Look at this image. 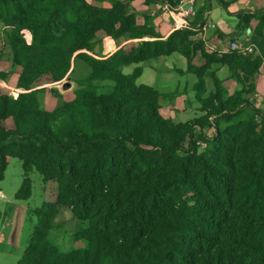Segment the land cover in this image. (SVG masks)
Returning <instances> with one entry per match:
<instances>
[{"label":"trees","instance_id":"trees-1","mask_svg":"<svg viewBox=\"0 0 264 264\" xmlns=\"http://www.w3.org/2000/svg\"><path fill=\"white\" fill-rule=\"evenodd\" d=\"M129 2L0 0V22L10 30L8 46L21 68L16 87L23 90L16 98L0 91V182L9 158H17L23 180L16 200L31 198L34 170L55 186L54 199L32 212L36 223L19 264H264V110L246 98L264 64V3L255 13L237 14L238 30L257 21L249 37L254 52L243 56L207 52L192 30L164 39L151 17L140 24L127 12ZM97 33L138 42L95 58L87 52ZM174 53L197 77L203 112L179 124L160 114L156 86L136 83L141 67L123 73ZM74 56L89 76L72 100L55 93L54 109L44 110L45 88L35 85L45 77L62 81ZM213 65L227 67L243 88L227 96ZM206 76L215 88L203 97ZM97 82L110 89L99 92ZM244 108L252 110L250 118L219 128L217 121L231 123ZM62 209L86 222L79 234L85 248L63 253L50 240Z\"/></svg>","mask_w":264,"mask_h":264},{"label":"rangeland","instance_id":"rangeland-1","mask_svg":"<svg viewBox=\"0 0 264 264\" xmlns=\"http://www.w3.org/2000/svg\"><path fill=\"white\" fill-rule=\"evenodd\" d=\"M88 1L98 7H108L113 2V0ZM143 2L142 0H130L127 11L128 13H133V15L136 16L137 22L140 24L144 22V17L147 16L148 18L147 10L144 7V5H146L145 0H143ZM132 3H134V7L133 5H131ZM254 3V6L259 7L261 5L260 0H256ZM211 6L212 7L209 17L213 22L225 21L230 25L234 23V21L232 20L235 19L229 20V16L226 10L222 8L217 0H211ZM242 10H238V14H240V16L245 15L243 14V12L245 11ZM246 10L247 12L250 11L249 9ZM202 21L203 20H201L197 16L195 22L193 23L194 30L192 31L197 33L198 37L199 32L201 31L200 25L201 23H203ZM9 32L10 30L5 27L2 22H0V70L2 71L1 73L6 77L5 80L0 78V91H2L4 94L9 95L10 97H14L15 91L18 90L19 94L23 92V90L16 87V81L18 75L21 73V68L13 63V58L7 42V35ZM233 32V37L231 38L235 39V41L245 40V32H242V30ZM102 37H104L102 33H97L94 50L92 53L87 52L89 55L94 56L95 58H105L102 50ZM122 42H124V40L122 39L114 40L116 47H118ZM137 42L138 40L128 41V46L133 45ZM139 66L142 68V75L137 79L136 83L138 85H153V83L155 82V78L157 77V73H161L163 69H165V66L166 70L169 72V74L172 75V77H179L177 70L185 68L186 60L178 54H172L170 56H165L158 59L156 58L141 63L139 64ZM134 67L135 65H130L123 68V73L126 75L131 74ZM173 68H176V72ZM224 71L225 73H227L226 68H224ZM89 74L90 69L87 67V65L81 60L76 59L74 56L71 61V69L68 73V76L65 77L62 81L49 83V79L47 77L41 79L35 86L36 88H45L46 92L43 95V109L46 111H52L54 109L56 103L55 93L60 94L66 101L72 100L74 98L75 91L81 87ZM223 74L224 72L222 71L220 75L223 76ZM258 77L264 81L263 70L259 71L256 79ZM68 83L69 87H65V85H68ZM174 84L175 83H173V81L171 80L170 83L166 82L163 86H168L165 88L174 90L176 88L174 87ZM96 85L99 92H104L110 89L111 86V84L108 82H97ZM248 97L253 101V105H257V109L262 111L264 110V96L257 88H255L254 91L250 95H248ZM166 102L168 103V100H166ZM186 108L187 111L183 114L178 113L174 117H170L173 124L185 123L202 116L201 111L197 108V103H194L192 105L187 103ZM238 120L239 118L236 117L231 123H226L224 121L217 122L220 128L223 129L227 125L235 123ZM5 125L10 126L11 122L8 121L7 123H5ZM211 131L212 132L210 136H212L214 133V130L211 129ZM199 145V152H201L204 150L205 145L203 143H200ZM30 179L32 187L31 198L27 201L16 200L15 193L22 184L23 171L20 160H18L17 158H9L4 173V178L0 182V190L2 193V195L0 194V212L4 211L6 205H9L11 207L24 206L25 209L22 212L19 224L16 221H12V219H9L8 215H6V219L3 222H0V235H3V241L0 244V264H19L21 255L23 254L32 233L33 226L36 223V217L32 212L35 209L39 208L43 202L52 201L54 199L55 186L53 184H45L42 181L40 174L35 170L30 173ZM86 226V222L72 220L69 212L66 209H62L58 217L56 218L55 227L50 234V240L55 245H57L60 251L63 253H68L79 248H85L86 242L84 240H81L79 234L83 229L86 228Z\"/></svg>","mask_w":264,"mask_h":264},{"label":"crops","instance_id":"crops-1","mask_svg":"<svg viewBox=\"0 0 264 264\" xmlns=\"http://www.w3.org/2000/svg\"><path fill=\"white\" fill-rule=\"evenodd\" d=\"M256 0H222V2L227 6L226 12L229 16V20L234 21L231 25L228 22L225 21H219V22H213L210 17V10H211V0H199L197 2V7L199 9H203L202 11V20L203 22H206L207 24H211L210 26H206L201 39L204 41L206 51L209 53H227L229 50V43L234 42L235 39L231 38L233 37V31H238L237 26L239 24V20L237 18L238 10L245 11L244 13L247 12L246 9H249L250 11L247 13H255L258 11L264 3V0H260V6H254ZM143 2V0H142ZM93 4V3H92ZM144 4V2H143ZM165 3H153L149 5H144V7L147 10L148 16H150L153 19V22L156 26L157 31L161 34V36L164 37V39L171 33L170 32V21L166 13H164L161 9L162 6ZM134 7V3H132ZM223 8V7H222ZM224 9V8H223ZM257 21L256 20H251L249 24V28L247 29H242V32H245V39L249 38L251 36V32L256 26ZM231 38V39H230ZM263 38H264V32H263ZM147 39V38H146ZM148 40V39H147ZM113 43V48L114 50L111 52H115L118 48L125 47L129 43L128 41L122 42L118 47L115 46L114 40L112 41ZM177 54V53H174ZM172 55V54H171ZM179 55V54H178ZM109 55L105 56L107 58ZM170 56V55H169ZM181 56V55H179ZM165 57V56H162ZM158 57V58H162ZM182 57V56H181ZM157 58V59H158ZM184 58V57H183ZM156 59V58H154ZM185 59V58H184ZM153 60V59H151ZM197 60V62H196ZM150 61V60H149ZM147 62V61H146ZM144 63V62H143ZM200 63V58L196 57L193 60L194 65H198ZM139 66V65H135ZM264 64L261 66L259 71L263 70L264 74ZM134 67V68H135ZM140 67V66H139ZM224 68H226L227 73H225ZM142 69V68H141ZM174 69V68H173ZM134 70V69H133ZM1 71V70H0ZM176 72V68L174 69ZM211 72L214 73L215 77L218 79L219 84L221 88L225 91L226 95H232L233 93L240 91L243 88V84L237 82L234 79H231L229 76V71L227 67L225 66H220V65H213L211 66L210 69ZM224 72L223 76L220 75L221 72ZM133 72V71H132ZM179 77H172L171 74L165 69L161 73H157V77L155 78V82L153 85H148V86H156L158 91L160 92L161 96L159 98L158 104H159V112L160 114L166 118L170 119L171 116H175L178 113L183 114L186 112L187 108V103L192 105L194 103H197V108L200 110V104L197 100L196 92L194 90V87L197 83V77L194 73L188 72L187 71V61H186V66L185 68L177 70ZM129 75V74H128ZM142 75V73H141ZM140 75V76H141ZM173 81L174 87H176L174 90H169L168 86H163L166 82L170 83V81ZM137 82V81H136ZM159 83V85H158ZM164 83V84H163ZM142 85V84H140ZM144 85V84H143ZM205 92L203 94V97L209 96L215 88V85L213 83V80L209 77H205ZM255 88H257L261 94L264 96V81L261 80L259 77L255 81ZM251 104H253V101L250 100V98L247 96L246 97ZM168 100V103L166 102ZM254 107L257 108V105L254 104ZM201 111V110H200ZM201 115H203V112L201 111ZM252 110L249 108H244L241 115L238 116L239 121L247 120L252 116ZM220 128V126H219ZM211 129L214 130L213 128L205 130V134L207 136H210L211 134ZM0 194L1 190H0ZM25 207H11L9 205L5 206V209L3 212H1V219L0 222H3L6 219V215H8L9 219H12V221H16L18 224L21 219L22 212L24 211ZM35 225V224H34ZM34 227V226H33ZM0 239L2 243L3 241V235H0ZM22 256V255H21Z\"/></svg>","mask_w":264,"mask_h":264},{"label":"built area","instance_id":"built-area-1","mask_svg":"<svg viewBox=\"0 0 264 264\" xmlns=\"http://www.w3.org/2000/svg\"><path fill=\"white\" fill-rule=\"evenodd\" d=\"M198 0H177L175 5L169 6L168 4H164L162 6V11L167 14L170 21V32L181 31V30H194L193 23L197 18V7ZM201 31L199 32V36L202 37L203 31L206 26H210L211 24H207L206 22L201 23ZM26 38L28 39V43L31 41L30 34H26ZM144 40H147L146 38ZM111 41V43H110ZM113 39L110 36L102 37V50L104 56H111L115 52L111 53L113 48ZM113 48H111V47ZM254 46L250 42L249 38L244 41H234L229 43V50L235 51L240 55L246 56L254 52ZM108 56V57H109ZM63 84V83H62ZM18 95V90L14 93V98ZM1 242V239H0Z\"/></svg>","mask_w":264,"mask_h":264},{"label":"water","instance_id":"water-1","mask_svg":"<svg viewBox=\"0 0 264 264\" xmlns=\"http://www.w3.org/2000/svg\"><path fill=\"white\" fill-rule=\"evenodd\" d=\"M66 84H67V83H66ZM67 86L69 87V83H68V85H65V87H67Z\"/></svg>","mask_w":264,"mask_h":264},{"label":"bare ground","instance_id":"bare-ground-1","mask_svg":"<svg viewBox=\"0 0 264 264\" xmlns=\"http://www.w3.org/2000/svg\"><path fill=\"white\" fill-rule=\"evenodd\" d=\"M111 43V42H110ZM111 47V46H110ZM112 48V47H111ZM113 49V48H112Z\"/></svg>","mask_w":264,"mask_h":264}]
</instances>
